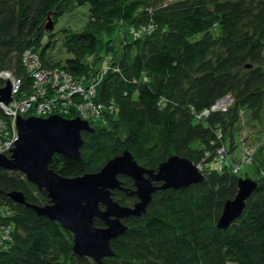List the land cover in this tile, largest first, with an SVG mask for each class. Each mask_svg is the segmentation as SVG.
Here are the masks:
<instances>
[{
  "label": "trees",
  "instance_id": "trees-1",
  "mask_svg": "<svg viewBox=\"0 0 264 264\" xmlns=\"http://www.w3.org/2000/svg\"><path fill=\"white\" fill-rule=\"evenodd\" d=\"M87 4L85 25L63 33L70 56L55 59L48 14L56 23ZM143 25L153 29L134 35L131 28ZM30 47L45 64L76 76L105 69L96 99L112 107L103 122L91 123L93 130H82L80 157L56 152L50 167L67 176L98 171L126 148L148 168L172 154L205 165L203 181L158 188L143 213L125 217L128 227L111 239L114 254L105 264H264V172L242 213L219 227L224 202L236 194L243 173L214 164L222 145L233 150L242 113L254 140L264 131V0H0V71L22 77L21 95L32 82L22 61ZM227 93L234 96L228 111L210 109ZM206 108L209 114L202 115ZM119 176L135 188L133 177ZM12 190L33 203L50 201L23 171L0 166V208L11 211L0 219L14 228L11 243L0 247V264L94 263L73 251L71 230L14 201ZM113 197L122 204L138 200L119 188ZM95 224L104 222L96 218Z\"/></svg>",
  "mask_w": 264,
  "mask_h": 264
},
{
  "label": "water",
  "instance_id": "water-1",
  "mask_svg": "<svg viewBox=\"0 0 264 264\" xmlns=\"http://www.w3.org/2000/svg\"><path fill=\"white\" fill-rule=\"evenodd\" d=\"M48 17L46 30L55 25L50 13ZM12 97V85L7 80L0 86V100L7 103ZM17 128L16 144L10 155L0 153V166L23 171L28 179L47 191L50 201L30 202L21 190H12L9 196L32 207L39 215L60 221L73 233V251L91 257L93 264H105L104 258L114 254L111 239L128 227L123 219L143 213L155 190L187 186L205 177L188 157L172 154L154 169L140 164L127 148L109 158L98 171L63 175L49 166L53 154L61 152L80 157L84 142L82 130H93L91 123L80 116L65 117L58 113L18 115ZM119 174L133 177L135 188L125 187ZM257 184L249 176L239 177L238 191L224 202L217 226L227 227L242 213ZM116 188L128 194L136 193L138 200L133 204L120 203L113 197ZM96 218L103 220L104 225L95 224Z\"/></svg>",
  "mask_w": 264,
  "mask_h": 264
},
{
  "label": "built area",
  "instance_id": "built-area-1",
  "mask_svg": "<svg viewBox=\"0 0 264 264\" xmlns=\"http://www.w3.org/2000/svg\"><path fill=\"white\" fill-rule=\"evenodd\" d=\"M151 29L152 25L131 28L134 35H141ZM22 61L32 80L28 93L21 95L23 87L21 76L8 68L0 71V78L4 79L5 83L10 80L13 96L7 103L0 100V153L10 155L16 144L19 137L18 115L47 116L58 113L65 117L80 116L92 123L103 122L108 109H112L111 106L104 107L96 99L97 85L105 69L97 74L91 69L88 74L76 76L60 65L45 64L40 51L34 47L24 51ZM229 100L231 102V98ZM215 108L216 106L213 109ZM207 111L209 110L205 113ZM219 152L222 160L224 158L222 147L219 148ZM10 213L9 208H0V216H8ZM13 229V224L1 222L0 219V247H7L11 243Z\"/></svg>",
  "mask_w": 264,
  "mask_h": 264
},
{
  "label": "bare ground",
  "instance_id": "bare-ground-1",
  "mask_svg": "<svg viewBox=\"0 0 264 264\" xmlns=\"http://www.w3.org/2000/svg\"><path fill=\"white\" fill-rule=\"evenodd\" d=\"M228 95H229L228 93L225 94L224 95L225 98ZM228 99H230V98H228ZM231 100H232L231 103H233L234 97ZM231 103H228V101H226V100L225 101H223V100L219 101L217 104H215V106H216L215 109H221L223 111H228ZM242 122L244 123V128H243L241 134L238 135L237 140H236V144H235L233 150H229L228 146L222 145L224 158L222 160L220 158H218L217 162H215L216 163L215 167L217 169L222 170V171L228 169L229 171H232L233 173H237V171L241 170L242 164H244L246 162L253 161L254 154L257 150H260L262 152L263 158H264V147L261 148V146L264 145V131L260 132L261 133L260 137H258V139H256V140H254L253 133L250 131L251 130L250 123H249L248 119L243 115V113H242ZM195 164L199 167L201 172L205 175V170H204L205 165L203 163H195ZM263 172H264V167H262L260 174H262ZM248 176L249 175L242 174L239 177H248ZM205 177H206V175H205ZM205 177H204V179H205ZM239 177H238V181H239ZM249 177L256 179L258 181L257 177H252V176H249ZM199 182H201V181H199ZM191 184H193V183H191ZM237 191H238V189H237ZM222 211H223V209H222Z\"/></svg>",
  "mask_w": 264,
  "mask_h": 264
},
{
  "label": "rangeland",
  "instance_id": "rangeland-1",
  "mask_svg": "<svg viewBox=\"0 0 264 264\" xmlns=\"http://www.w3.org/2000/svg\"><path fill=\"white\" fill-rule=\"evenodd\" d=\"M88 7L89 5H77L75 6L71 11H66L59 15L57 22L55 23L54 27L49 30H53L54 34L52 36V39H54L53 46L49 49V52L55 59H65L66 56H70V54L65 50V48L62 46V39H63V33L65 31V28L70 29H79L85 25V23L88 20ZM49 20V19H48ZM47 20V22H48ZM47 24V23H46ZM46 28V27H45ZM48 31V30H46ZM132 31V30H131ZM48 37V36H47ZM50 39V37H49ZM229 95L225 98V96H222L221 100L219 101H228V98H233L234 96L231 93H228ZM224 98V99H223ZM216 101L210 109H213L215 104H217L219 101ZM232 101V100H231ZM228 103H231L230 100ZM232 104V103H231ZM210 109L206 108L202 111V115H207L210 112ZM206 110H209L205 113ZM239 151V150H238ZM216 165V163H214ZM262 167H264V158L263 154L260 150H257L254 154L253 161L246 162L242 164L240 172L244 175H249L252 177H257L262 170Z\"/></svg>",
  "mask_w": 264,
  "mask_h": 264
}]
</instances>
